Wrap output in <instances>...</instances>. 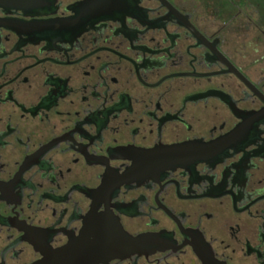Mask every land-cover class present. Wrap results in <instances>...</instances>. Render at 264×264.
Returning <instances> with one entry per match:
<instances>
[{
	"label": "flooded vegetation",
	"instance_id": "af4514ba",
	"mask_svg": "<svg viewBox=\"0 0 264 264\" xmlns=\"http://www.w3.org/2000/svg\"><path fill=\"white\" fill-rule=\"evenodd\" d=\"M0 264H264V0H0Z\"/></svg>",
	"mask_w": 264,
	"mask_h": 264
}]
</instances>
